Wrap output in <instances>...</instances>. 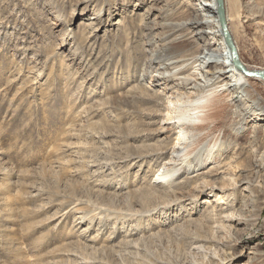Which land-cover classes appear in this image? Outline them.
Listing matches in <instances>:
<instances>
[{
    "label": "rangeland",
    "instance_id": "374dc122",
    "mask_svg": "<svg viewBox=\"0 0 264 264\" xmlns=\"http://www.w3.org/2000/svg\"><path fill=\"white\" fill-rule=\"evenodd\" d=\"M246 1L264 11L242 0L233 40L264 66V19ZM191 12L0 0V264H264V117L215 98L192 143L174 117L184 99L169 102L189 66L162 24ZM183 39L202 45L194 29Z\"/></svg>",
    "mask_w": 264,
    "mask_h": 264
},
{
    "label": "bare ground",
    "instance_id": "6f19581e",
    "mask_svg": "<svg viewBox=\"0 0 264 264\" xmlns=\"http://www.w3.org/2000/svg\"><path fill=\"white\" fill-rule=\"evenodd\" d=\"M180 4L185 5L186 9H190L192 11L191 15L179 19L176 17V20L164 22L165 24L161 23L166 28V31L168 28V37L173 36L169 39L167 38L168 40L166 39L164 50L173 57V63L189 66L186 72L178 77L185 84V91L180 93L179 99L169 100L170 104H172L179 101L182 102L184 99L186 106L177 104L178 106L173 110L177 112L174 117L177 120V124L181 126L180 132L186 134L187 138L191 140H189L190 142H199L200 138H202L203 123L211 115L204 108L221 97L225 101L234 99L233 103L235 105L242 102V99H246V109L253 116L264 117V105L258 102L255 95L256 91H258L256 88L257 81H261L264 86V80L260 77L246 76L235 67L225 42L224 34L219 26L215 0H180ZM246 7L253 17L264 19V11L255 8L251 1H246ZM223 8L226 15V26L233 40L232 27L235 29L245 28L243 24L245 21L241 20L242 0H223ZM189 29L195 30L196 41L202 43L196 51L191 49L192 43L185 42L186 39H183L184 31ZM178 32L180 33L177 34ZM237 60L248 71H264V66H253L245 63L238 50ZM174 68L176 70L180 69L179 66H173L172 69ZM174 78L176 79V77ZM219 88L224 89L222 94L218 93L220 91ZM237 93H241L243 97L241 96L240 98L239 95H236ZM262 121H264V118ZM179 139L183 140V136L179 135ZM188 147L186 145L182 146L179 151L183 155L187 152L195 151ZM161 177L164 178L165 176L161 175ZM154 181L157 183L164 182V180L162 181L157 177L154 178ZM219 202H222V200ZM226 219H228V216Z\"/></svg>",
    "mask_w": 264,
    "mask_h": 264
},
{
    "label": "water",
    "instance_id": "95a60500",
    "mask_svg": "<svg viewBox=\"0 0 264 264\" xmlns=\"http://www.w3.org/2000/svg\"><path fill=\"white\" fill-rule=\"evenodd\" d=\"M216 5H217V16H218V20L221 26V31L224 34L225 37V42L229 48L230 51V55L231 58L233 60V63L235 65L236 68H238L241 72H243V74H245L246 76H250V77H260L262 78V80H264V71H248L245 69L244 66H242V64L237 60V50L236 47L234 45L233 40L230 37V34L228 32V28L226 26V22H225V13H224V8H223V0H215Z\"/></svg>",
    "mask_w": 264,
    "mask_h": 264
}]
</instances>
